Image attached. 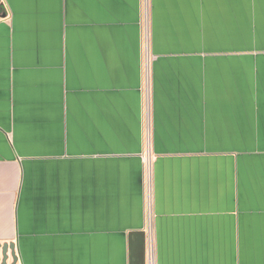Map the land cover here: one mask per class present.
Returning a JSON list of instances; mask_svg holds the SVG:
<instances>
[{"label": "crops", "instance_id": "0c3cea01", "mask_svg": "<svg viewBox=\"0 0 264 264\" xmlns=\"http://www.w3.org/2000/svg\"><path fill=\"white\" fill-rule=\"evenodd\" d=\"M2 1L17 264H264V0Z\"/></svg>", "mask_w": 264, "mask_h": 264}, {"label": "water", "instance_id": "95a60500", "mask_svg": "<svg viewBox=\"0 0 264 264\" xmlns=\"http://www.w3.org/2000/svg\"><path fill=\"white\" fill-rule=\"evenodd\" d=\"M10 259V264L18 263L19 254L17 244L14 242L0 244V264H9Z\"/></svg>", "mask_w": 264, "mask_h": 264}, {"label": "rangeland", "instance_id": "374dc122", "mask_svg": "<svg viewBox=\"0 0 264 264\" xmlns=\"http://www.w3.org/2000/svg\"><path fill=\"white\" fill-rule=\"evenodd\" d=\"M0 9H1V6L3 5L4 6V3H3V1L2 0H0ZM3 11V8L1 9V12Z\"/></svg>", "mask_w": 264, "mask_h": 264}, {"label": "flooded vegetation", "instance_id": "af4514ba", "mask_svg": "<svg viewBox=\"0 0 264 264\" xmlns=\"http://www.w3.org/2000/svg\"><path fill=\"white\" fill-rule=\"evenodd\" d=\"M1 5V4H0ZM3 8V5L1 6V9ZM1 9H0V14H1Z\"/></svg>", "mask_w": 264, "mask_h": 264}, {"label": "built area", "instance_id": "2783aa9c", "mask_svg": "<svg viewBox=\"0 0 264 264\" xmlns=\"http://www.w3.org/2000/svg\"><path fill=\"white\" fill-rule=\"evenodd\" d=\"M151 253H152V251H151ZM151 260H152V258H151Z\"/></svg>", "mask_w": 264, "mask_h": 264}]
</instances>
